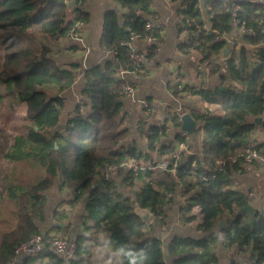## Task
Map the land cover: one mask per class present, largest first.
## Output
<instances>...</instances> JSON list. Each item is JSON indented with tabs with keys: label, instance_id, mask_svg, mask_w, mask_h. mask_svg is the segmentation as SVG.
<instances>
[{
	"label": "trees",
	"instance_id": "obj_1",
	"mask_svg": "<svg viewBox=\"0 0 264 264\" xmlns=\"http://www.w3.org/2000/svg\"><path fill=\"white\" fill-rule=\"evenodd\" d=\"M88 1L73 0L70 5L69 0H0V84L5 86V93L0 91V106L6 94L13 95L18 103L25 104V116L30 122L25 134L0 125V179H6L4 169L10 163L19 161L33 162L44 171L32 183L10 182L7 193L0 197L1 203L8 197L15 204L14 218L8 221L15 225L0 238V264H9L16 246L31 234L45 232L37 219H45L50 201L47 191L57 179L60 189H73V203L86 199V229L106 232L108 244L123 259L121 264H167L157 221L164 220L167 207L178 192L189 199L186 220L196 218L195 209L201 215L198 231L203 235L173 234L168 246L174 264H213L217 261L213 246L220 239L256 255L258 264H264L263 209L254 205L253 195L234 183V173L242 169L257 125L251 118L264 115V4L242 3L241 17L256 30L254 34L243 33L244 41L252 46L235 44L229 48L227 58H222L227 41H213V30H232L224 3L206 0L211 22L208 31L199 0H182L184 21L189 17L192 24L179 48L188 51L195 31L201 32L208 43L202 57L214 79L205 94L223 110L221 114H193L198 121L194 141L201 144L195 149V144L182 132L168 138L165 123L149 124L144 116L139 118L138 133L146 138V144L126 141L129 130L123 127V90L133 80L117 73L119 69L135 67L125 41L133 32L142 36L148 33L146 23L151 20L150 15L155 16L151 0H118L126 9L123 20L116 8L105 11L101 44L114 57L84 70L82 93L89 100L91 111L82 114L78 105L66 128H57L64 102L57 107L54 101H60L59 94L76 82L78 71L75 64L66 66L59 62L50 44L40 38L69 37L68 31L76 21H88ZM154 56L152 45L147 49V57ZM214 57L222 60L215 61ZM143 67L146 68L145 62ZM189 87L176 84L173 91L179 95ZM167 119L180 127L179 113L168 112ZM183 141L194 150L179 152ZM262 147L264 144H255L264 157ZM156 156L158 160H168V168L153 167ZM234 156L235 163L217 169L218 160ZM130 159L148 164L139 170L121 165ZM106 164L116 166L109 179L102 171ZM190 172L195 173L193 180ZM135 200L150 208L156 220L144 221L134 210ZM88 241L84 233L77 236V252L70 263L49 250L42 255L54 258L55 264H87ZM32 262L28 258L25 264Z\"/></svg>",
	"mask_w": 264,
	"mask_h": 264
},
{
	"label": "crops",
	"instance_id": "obj_2",
	"mask_svg": "<svg viewBox=\"0 0 264 264\" xmlns=\"http://www.w3.org/2000/svg\"><path fill=\"white\" fill-rule=\"evenodd\" d=\"M199 6L202 11L203 20L205 21L204 27L210 28L211 22L207 14L206 0H199ZM111 7L116 8L121 20H123L122 14L126 9L121 6L118 0L88 1V21H80L78 25L86 47L70 36L51 39V42H49L56 59L66 66L75 64V69L78 71L76 82L62 91L66 97V101L64 102L63 116L59 127L66 128L68 121L76 114L78 105L81 106L80 113L82 114L87 115L91 111L89 100L82 93L85 79L84 72L81 70L85 62L87 65H93L114 57L113 53L106 50L101 44L104 13ZM182 7H184L182 0H151V11L155 16L150 15V18L162 28L159 31L161 50L153 58H148L145 61L147 77L136 80L135 84L137 97L147 98L152 110L150 114L146 115L139 101L124 97L123 114L125 121L123 127L129 130L126 138L128 143L138 140L140 144H146V138L140 136L138 133L139 118L141 116H144L149 124L165 123L168 130L173 131L175 134L177 131L182 132L183 129L181 125L180 127H176L171 120L167 119L168 112H177L181 116L186 112L192 115L202 114L203 112H210L212 114L223 113L221 106L217 103L212 104L205 94V90L214 79L211 75L210 66L202 57L203 51L189 49L188 51H183L179 48V43L186 38L181 31L186 16L181 10ZM70 16L73 17V14H70ZM226 34L235 40L237 46L241 44L252 46L244 41L243 32L236 29L233 23L232 30ZM235 44H231L227 40V48L233 47ZM133 47L137 51H147L149 42L143 37H138L133 41ZM217 58L214 57V59ZM121 70L119 69L117 73L120 77ZM226 73L228 72L226 71ZM125 76L127 79L131 78L129 73ZM176 84L180 88L186 84L190 87L177 95L173 91V86ZM261 116L263 118L262 122H256L257 125L253 130V141L255 144H264V115ZM255 118L252 117L251 119L254 120ZM188 139L195 144V149H197L196 147H200L201 144L196 140L194 141V135L189 134ZM191 149L190 151L194 150L193 148ZM262 150L264 151V147H262ZM189 177L193 180L195 173L190 172ZM234 181L236 186L255 197L254 205L256 207L263 209L264 159L259 158L253 163L242 164V169L240 168L234 173ZM47 192L50 196V201L46 217L44 220L37 219V223L43 231L50 232V234L64 233L76 240L79 234H86L89 237L87 264H121L123 262L119 252L114 251L113 247L108 244L106 232L101 229H86L84 225L85 215L87 214L85 210L86 199L73 203L75 196L73 189L70 187L60 189L59 187L55 188L54 185ZM177 194L174 201L167 207L164 220L157 221V234L159 237L160 233L162 234L161 238L164 242V256L167 264H174V257L169 251L168 246V242L173 234L178 233L195 237L203 235L198 231V223L201 221V215L198 213V210H194L195 219L186 220V216L188 215V196H182L179 192ZM60 212L63 214L59 215ZM155 220V216L153 215L148 222ZM237 249L236 245H229L220 239L213 246V251L217 257V261L213 264H239L235 256ZM27 259L28 257L20 256L14 264H25ZM43 264H55V259L51 256H44Z\"/></svg>",
	"mask_w": 264,
	"mask_h": 264
},
{
	"label": "built area",
	"instance_id": "obj_3",
	"mask_svg": "<svg viewBox=\"0 0 264 264\" xmlns=\"http://www.w3.org/2000/svg\"><path fill=\"white\" fill-rule=\"evenodd\" d=\"M224 3L225 10L230 13L231 21L236 29L241 30L243 33H256V30L253 26H248L246 21L241 17V11L243 10V2H255L264 4V0H220ZM79 22L76 23L69 29L68 34L70 37L81 42L85 47V41L82 37L81 32L79 31ZM192 21L189 17H186L183 26H182V33L187 36L189 29L191 27ZM146 27L148 29V33L144 36L132 33L130 38L125 41V44L128 46L130 50L131 57L135 61V67L133 69H122L121 70V77L125 78L126 74L129 73L131 75L132 82H128L123 90L124 97L132 98L135 101H139L144 108V114H150L152 107L147 98L137 97L136 95V84L135 81L139 79H144L147 77V68L143 67V63L148 59L147 51H137L133 47V41L138 37H143L149 42V47L155 45V54H158L161 50L159 45L160 40V32L156 29L158 25L154 23L152 20H148L146 23ZM206 30L210 31L211 28H206ZM215 35L213 37V41L219 40H228L231 44H235V40L228 37L226 31H219L213 30ZM208 43L203 39L201 36V32L195 31L194 40L188 46L189 50H200L204 51L207 48ZM228 56V55H227ZM226 55L222 56L223 58H227ZM87 63H84L83 69L87 68ZM60 101H54V104L58 107L60 106L61 102L66 101L65 95L61 92L59 94ZM157 124L161 125V122ZM182 135L186 138H189V133L185 130H182ZM187 148L186 143L183 141L179 145V152L180 150ZM179 152L177 153V157L179 156ZM264 159V157L259 153V151L255 148V142H252L249 145L245 158L242 164H250L253 163L257 159ZM237 161V157H231L230 160H218L217 161V169L222 170L225 168L227 163L233 164ZM148 164V163H146ZM145 165L136 163L133 160H128L127 162L121 163V165H127L133 167L135 170H139L140 168H144ZM153 167H160V168H168L169 163L166 159H154ZM176 166V163L175 165ZM116 166L111 164H106L103 168V175L106 179L111 177V174ZM236 181V180H235ZM174 192L170 193L169 195L172 196ZM263 212H264V205H263ZM78 248V242L76 239H72L67 235H61L58 233L47 234L46 232H37L31 234L26 240L20 242L14 251V254L9 262V264H14L20 256H25L28 258H32V264H41L43 262V252L44 251H52L57 256L63 258L67 263H70L72 258L75 257ZM235 256L238 259L239 264H258L257 256L252 255L251 253L244 252L241 249H237L235 252Z\"/></svg>",
	"mask_w": 264,
	"mask_h": 264
},
{
	"label": "rangeland",
	"instance_id": "obj_4",
	"mask_svg": "<svg viewBox=\"0 0 264 264\" xmlns=\"http://www.w3.org/2000/svg\"><path fill=\"white\" fill-rule=\"evenodd\" d=\"M40 39L45 42L49 40L48 37L44 36H42ZM49 42H51V39L48 41V43ZM216 60H222V58L218 57ZM0 91H3L5 93V86L2 84H0ZM25 110V104L18 103L13 95L6 94L4 101L0 106V125L6 127L8 130L14 133H27V130L30 127V122L25 116ZM59 126L60 124L58 125V128L62 131L65 129V127ZM167 134L169 136L168 138H171L174 135V132L168 130L167 128ZM187 150L189 151L192 149L190 148ZM155 159H159L158 156H156ZM4 162H6V159L4 160ZM7 163L5 164L7 165ZM4 170H6L4 173L7 177L5 180L0 179V197L2 196V194L7 193V186L10 184V182H13L14 184L32 183L37 181L44 173L42 167L30 161H19L16 163H10V165ZM117 180L119 181L120 178H118ZM59 181L60 179H57L55 188L58 187ZM4 188L5 192L2 193V189ZM14 205L15 204H13V202L10 201L8 197H6L4 201H2V203L0 204V206L2 207L0 208V238L4 231L11 229L15 224L12 220V222H8L10 218H14ZM62 214V212L59 213V215ZM58 234L65 235L64 233Z\"/></svg>",
	"mask_w": 264,
	"mask_h": 264
},
{
	"label": "water",
	"instance_id": "obj_5",
	"mask_svg": "<svg viewBox=\"0 0 264 264\" xmlns=\"http://www.w3.org/2000/svg\"><path fill=\"white\" fill-rule=\"evenodd\" d=\"M69 4L73 5V0H69ZM229 48H226L225 55L229 54ZM263 120L262 116H256L255 121L261 123ZM181 127L183 130L187 131L189 134L194 135L197 129V120L193 115L189 112L183 113L181 116ZM134 210L144 221H150L153 217L154 213L150 208L142 207L141 204L135 200L133 202ZM162 234L160 233V237Z\"/></svg>",
	"mask_w": 264,
	"mask_h": 264
},
{
	"label": "clouds",
	"instance_id": "obj_6",
	"mask_svg": "<svg viewBox=\"0 0 264 264\" xmlns=\"http://www.w3.org/2000/svg\"><path fill=\"white\" fill-rule=\"evenodd\" d=\"M133 264H134V262H133Z\"/></svg>",
	"mask_w": 264,
	"mask_h": 264
}]
</instances>
